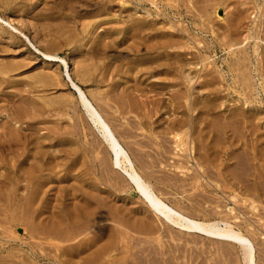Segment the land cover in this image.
<instances>
[{
	"label": "rangeland",
	"instance_id": "374dc122",
	"mask_svg": "<svg viewBox=\"0 0 264 264\" xmlns=\"http://www.w3.org/2000/svg\"><path fill=\"white\" fill-rule=\"evenodd\" d=\"M64 1H66V2H64ZM83 1L85 4L83 3ZM100 1H103V0H100ZM125 1H126V3H122L121 0H118V1L116 0V3H114L115 0H113L112 3H114V4H112V6H113L112 10H111V6L108 8V10L102 9L103 8L102 7V8H100V9H102V11L100 9H98L99 11L96 9V12H98V14L93 13L94 16H90L92 14L93 10L91 11V9H89L86 6V0H62V2H61V0H57V2H56V0H29L28 2H27V0H17L18 4L15 3V4H10L8 6H6V5L2 6V4H0V65H1L0 66V107H1L0 108V114H1L0 120L7 118V116L9 114H12L13 112H16L17 110L21 112V116L18 118H15L14 120H16V122L18 123L17 129L20 130L19 131L20 144L17 146L18 148H16V150L18 149L19 152L22 153V155H21L16 151H14V152H11L9 150H8L9 152L4 151V152L0 153V163L3 162L4 160L12 162L13 160H15L17 158H18V160L22 159L23 154H25V151L28 150L26 143H25V140H24V137L22 136L23 134H25V132H26V134L32 133V136L34 138V142H36L37 139H39V140L41 139V142H46V143H43L44 144L43 150H47V152H45V156H47V158H50L51 161H52V159L54 160L52 162L50 161L51 162L50 164H52V165H49L50 166L49 170L45 169L42 171V179L44 178V176H47L49 178L48 179L47 177H45V179H44L45 184L44 185H46V186H43V188L45 187L43 190H46V187H47V190H49L51 192V193H49L48 198L44 202V203H46V205L44 207L45 209L40 210V211L37 210L38 209L37 208L38 201L35 203H32V204L28 202V203H26V206H24L26 208L27 205H29L28 208H31V205H32V209H29V213H31L32 215H30V214L26 215L28 213H25V212L26 211L28 212V210L25 209L24 207L23 208L20 207L22 204L25 205V199L27 202L26 196L28 195L29 188H27V190H26L25 186H24L26 182L28 183V180L26 179L27 173H24L23 171H18L16 173L14 180L12 182L9 181L8 182L9 184L7 183L6 185H4L2 183L4 176L12 174V172L8 171V168H5V167L2 168V166L0 165V167H1L0 169L2 170V173L5 172L2 174L1 170H0V178L2 177L0 179V186H2V187H0V191H1L0 193H2V194H0V196H1L0 197V217H1L0 218V232L2 231L0 233V255H2L0 257V264L1 263L5 264V262H6V264H9V263L10 264H76L77 262L80 264V262H82V261H83L82 263H84L87 260L90 261L93 258L94 254H92V252L94 253V250H96L97 244L101 247V246H103L102 244L105 245L108 242L110 243V244L108 243L110 249H108L109 251L107 250L106 253H104V255H102V257H104V258L107 257L108 259L110 258L111 260L109 259V264L111 263L112 260H113V262H112L113 264H130L131 262H132L131 264H143L144 262H145L144 264H146V263L147 264H150V263L151 264H215V263L216 264H245V259L243 258L244 257L243 250L241 251V248L237 244H234V243L229 242V241H222L219 239L209 238L205 235L195 233V232H187L186 230L182 229L181 227H179L175 223H173L171 221L169 222L168 219H165L163 217H158L157 215H155V213L147 206V204L144 202V200L141 198V196L134 190L133 186L131 184H129V181L127 180V177L125 176L123 171L119 168H116L114 165H112L113 163H112L111 154H110L107 146L105 145V143L101 139V136L98 133L97 129L92 125V123L88 119L87 114L84 111V108L82 107V105L80 104V102L77 98V93L75 92V90L71 86V83H70V80H69V77L67 74H70V76L78 83V85L87 93V95L91 98V100H92V95H94L93 99L94 100L96 99L94 104L98 106L97 107L98 109L100 108L99 109L100 111L102 110L101 112L103 113V116H105L106 120L113 126V129H115L114 131H116L118 137L121 138L120 140L122 141L123 145L125 147H127L131 157L133 159L135 158L134 161L137 164V169L139 170V172L142 173V175L145 176L152 183V185L154 186L157 193L167 203L171 204V206H173L179 210H182V212H184L185 214L188 213L187 215H189V216L191 215V217H193L195 219L203 220L205 222H218V223H220L221 226H223L224 223H227L230 225V227H232L236 230H239L243 233L245 232L244 234H246L251 239V241L253 243L256 264H264V192H263L264 188H262V186H264V183H263L264 181H258V179L264 180V175H263L264 174V158H263L264 157V148H263L264 147V92H262V91H264V75L262 76V74H264L263 73L264 72V38H263L264 37V29H263L264 28L263 27L264 26V7H263L264 6V0H216V2H218V3H216L214 0H193V1H190L191 6L189 3H187V2H189V0H177V1L172 0V3H175L177 5V7L174 4L172 5L171 0H169L170 4H169L168 0L167 1L162 0V2L159 0H158V2H157V0H152L153 3L150 0H125ZM76 2L78 3L79 6L77 5ZM103 2H106V4H108L107 0H104ZM118 2L120 3V5L117 4ZM184 2L187 3L186 4L187 7L189 4L188 8L184 5L185 4ZM65 3H66V5H65ZM262 3H263V5H261ZM20 4H21V6H20ZM40 5H41V7H40ZM84 5L86 6V8ZM238 5H240V8ZM15 6H17L18 9ZM22 6H24L25 10H24V8H22ZM28 6H29V8H28ZM65 6H66V8H65ZM114 6H116V7L119 6V7L116 8ZM20 7L22 8L23 12L21 11ZM63 7H64V9H63ZM71 7H72V9L78 10V13L76 14L77 11L75 10V12H74V10H72ZM190 7H191V9H190L191 13L189 12L190 10H187ZM260 7H263V10L261 9V11H260L259 10ZM15 8H16V10H15ZM44 8H45V10H44ZM46 8H47V10H46ZM48 8H50V9H48ZM67 8H70V9L68 10ZM160 8L164 14H162V13L157 14V12H159ZM215 8H218V11L220 9L222 14L219 16L217 14H215ZM234 8H236V9H234ZM241 8H243L244 10L243 9L241 10ZM35 9H39V11L36 10V12H34ZM52 9H54V10H52ZM81 10H83V11H81ZM245 10L246 11L248 10V11L246 12ZM109 11L112 13H110ZM116 11L118 14L116 13ZM231 11H232V13H231ZM235 11H238V12L241 11L240 14H242V15H239V18H237L238 12H235ZM243 11H245V12H243ZM114 12H115V14H114ZM234 12H235V14H234ZM82 13H83V15H82ZM27 14H29L30 16ZM233 14L237 15V16H234ZM108 15H110V16H108ZM229 15H232V17ZM257 16H259V17L257 18ZM130 18H131V20H130ZM137 18H139L140 21H142L143 19L146 21L151 20L153 24H156L158 26L161 24V27L163 26L162 30H164V28L166 26H169L170 24H175V25L180 24L179 25L180 27L186 28V30L188 29V34L190 35V37L192 39L191 45H190V47H188L189 49L186 48L187 51L185 50L186 54L187 53L189 54V51L192 52V49H193V51H194V49H198V50L200 49V52L202 54H204V56H208V58L205 60L206 62L204 63L205 65L207 63L208 66L206 65L207 67L206 66L203 67L204 69L206 68L207 72H205V73H207V74L202 73V71H205L202 69V71H200L199 73H201L202 77L203 76L204 77L201 79H200L201 74L198 73V76H197L198 78L195 75L198 68L200 67V64L199 65L194 64V61H193L192 62L193 64L189 65L190 70L192 69L191 70L192 73L190 74V76L193 77L192 91H191V93L193 94V97H191V98H193L192 101L195 103V108H194L193 114L198 116L197 121L199 122L198 124L194 123L195 126L192 130H190L189 135H192L193 144L196 145L197 151H199L198 152L199 155L197 154V157H198V163H201V167L200 166L197 167L196 164H194L193 162H191L193 166H190V164L185 162L186 164H188V165H186L182 162L181 164H179L180 167L178 169L176 168L177 170H175V168H172L174 165L177 164V161L180 159L179 158L180 156L178 157V154H176L178 152L177 150L175 151L176 153L171 152L172 150H174V148L176 146V143H175L176 139H175V137H173L174 135H172V133L174 134L176 132H182L183 129L188 128L187 125L180 130H176L172 133H166L167 135L165 134V136L167 139L162 140L164 142H162L163 144L160 143V147H159L158 144L156 143V140H159V137H161V135H162L159 131L160 128L156 127V125H151L150 123H148V120H146L145 118L141 119V114L139 113L140 109L136 106V107H134V109H136L134 111V109H132L133 107L131 108L130 104H128V102H127V96L130 95L131 90L134 91V88H133V87H135L134 85L139 84L142 80H145L144 83H147V82H150L151 80H153V78H155V77H151V76L147 77L148 76L147 74L139 72L137 70V68L134 67L133 65L131 67L132 61L128 57V55L126 54V52L128 50L126 48V45L129 43L128 40L125 41L126 44L125 43L118 44V42H116V41L120 40L119 36H121V34L119 33V30L123 27L125 28L128 25L127 24L129 22L128 20H130V22H131L133 19L138 20ZM228 18H230V20ZM235 18H237L238 20L236 19V21H235ZM118 19H119V21H118ZM81 20H83V21H81ZM103 20H105V21H103ZM106 20L109 22H106ZM66 21H67V23H66ZM85 21H88V23L86 22L87 23L86 24ZM228 21L230 23H228ZM51 22H53V23H51ZM55 22H56V24H55ZM255 22L258 25V27H257L258 30L256 28L257 25H255ZM262 22H263V24H262ZM83 23H85V24H83ZM93 23H94V25H93ZM119 23H120V25H119ZM226 23H228V24H226ZM235 23H236V25H235ZM80 24L84 25L83 30L81 27L82 25L80 26L81 28L79 27ZM259 25H261V26L259 27ZM254 28H256V29H254ZM165 29H167V27ZM250 29H253V31H254L252 34L253 36L258 35L260 38L259 39L258 38L248 39L247 40L248 43H247L246 35L248 34L247 32L250 31ZM260 30H263V31H260ZM82 31H83V33H82ZM259 31L262 33H259ZM87 33L88 34L90 33V34L86 35ZM238 33H239V35H237ZM183 36H185V34ZM241 36L243 38L244 37L245 38L243 39V38H241ZM95 37H96V39H95ZM183 38H184L183 40L188 39L186 37H183ZM214 38H215V40H214ZM196 40L199 41V43H197ZM221 40H224V41H221ZM195 41H196L197 45L195 44ZM244 41H246V42H244ZM256 41L258 44L255 43ZM119 42L122 43L121 40ZM231 42L232 43L234 42L235 44L231 47H228V45ZM103 43H104V45H103ZM222 43H224L225 46H223L224 44H222ZM243 43H244V47H242ZM32 44L35 47H33ZM238 45H240L239 47H241L244 50H240L239 47L237 48ZM254 45L256 48L254 47ZM234 46L238 50H236V49L233 50V48H235ZM252 47H254L253 48L254 51H253ZM88 49H90V50H88ZM184 49L181 48L180 50H184ZM228 49L229 50L231 49L230 50L231 52ZM171 50H173V49H171ZM242 51L243 52L245 51V52L243 53ZM46 53L56 55L57 57L55 59L51 60L44 55ZM97 53H100V54H97ZM241 53H243L244 55H247L249 58L247 59V62L245 60V64H244V62H243V64L241 63L240 65H242V66L240 67V65L238 66L236 64L235 59H237V56H241V55L243 56V54H241ZM188 54H187V56H188ZM232 54H233V56H232ZM78 55H80V56H78ZM119 55H120V58H119ZM123 56H125V57H123ZM91 57H93V58H91ZM121 57L123 58V60H120V59H122ZM62 58L67 62V68L65 67V65L63 63ZM78 58H80V59H78ZM124 58H126V59H124ZM104 59L105 60L108 59V60L105 61ZM207 60H210L211 62L207 61ZM99 61H101V63ZM234 61H235V63H234ZM210 63H212L213 65L212 66L209 65ZM256 63H257V65H256ZM3 66H4V68H3ZM8 66H9V68H8ZM73 66H75V67H73ZM89 66H91V67H89ZM247 66H249V68H247ZM256 66H258V67H256ZM72 67L73 68L77 67L80 71L81 70L87 71V75H85L83 78L80 77L79 79L78 78L76 79V76L74 74V70ZM104 67H105V69H103ZM212 67L215 70V73H212V70H210V69H212ZM216 67H219L221 69V72L224 75V77H222L221 75H219L217 73V71L215 69ZM208 68H210V69H208ZM238 68L239 69L243 68V69L241 71V69L239 70ZM244 68H246L249 72L247 70H245ZM101 69L104 70L105 72L101 73L102 72ZM258 69H259V71H258ZM260 69H261L262 74L260 72ZM48 71H51V72H48ZM238 71L240 73H238ZM244 71L245 72L247 71L246 72L247 75H245ZM175 72L176 73L174 75H172L174 77L173 81L175 83V86L172 87L173 89H171L174 92H172L169 89H164L165 91L161 90V93L157 94L155 98H161L162 97V99L164 101L169 103L173 99L172 96H175L176 94L177 95L183 94L182 99H181V101H183V99L185 98L184 94L186 95V92L188 94L190 88H187L188 84L185 81V75L179 73L178 71H175ZM210 72L212 73V75L215 74V75H213L214 77H216L218 75V78L220 77L221 79L219 78L220 79L219 80L217 77L215 79L212 75L210 76L211 77L210 78L209 77V75L211 74ZM241 72L242 73L244 72V75H240ZM38 73H40V74H38ZM41 73H43V74H41ZM93 73H94V75H93ZM131 73L133 75L132 76L133 78L131 77ZM208 73H210V74H208ZM102 74H104V75H102ZM48 75H50V76H48ZM34 76H37V77L33 78ZM102 76H104V77L102 78ZM241 76L242 77L245 76L246 78H244V80H246L247 82L246 81L244 82V80L241 79L242 78ZM247 76L248 77L250 76V80H249V78H247ZM42 77L44 78V80ZM194 77H195V79H194ZM212 77L214 79H212ZM32 78L35 80H33ZM38 78H39V81H37ZM101 79H102V81H101ZM198 79L200 82L198 81ZM40 80H41V82H40ZM49 80H52V81H49ZM53 80L54 81L57 80V82H54ZM103 80H104V82H103ZM134 80H135V83H133ZM100 81H101V83H100ZM201 81H204V82L201 83ZM84 82H85V84H84ZM184 83H186V85ZM243 83H244V85H242ZM50 85H52V86H50ZM206 85H207V87H206ZM256 85H257V87H256ZM41 86H43V87H41ZM214 86H217L218 89H217V87L213 88ZM251 86H253V87H251ZM178 87H179V91H178ZM204 88H205V90H204ZM99 89H100V91H99ZM102 89L105 91V92L103 91L104 94L102 92ZM120 89L123 90V93H122V90H120ZM174 89H177V90H174ZM181 89H183V90H181ZM40 90H45V91H40ZM245 90H246V92H245ZM133 91H131V92L133 93ZM182 91H183V93H182ZM41 92H43V94ZM45 92H47V93H45ZM125 92H126V94H125ZM134 93L135 94L137 93L138 95L141 94V93L139 94V92H136V91H134ZM134 93H133L132 98H133V100L136 98L135 101H137L138 95L137 94L134 95ZM151 93L154 94V92H151ZM151 93H148V94H151ZM166 93H168V94H166ZM63 94H64V96H63ZM161 94H162V96H161ZM95 95H97V96H95ZM99 95L102 96V99H101V97H99ZM158 95H160L161 97L160 96L157 97ZM65 96H67V98ZM130 96H132V95H130ZM134 96H136V97H134ZM165 96H166V99H165ZM194 96H196V97H194ZM216 96H217V98H216V100H214ZM167 97H168V99H167ZM37 98H39V99H37ZM43 98L44 99L46 98V99L44 100ZM47 98H49V99L47 100ZM58 98H62V100L60 99V101H59ZM97 98L98 99L100 98L99 101L97 100ZM169 98H170V100H169ZM194 98H196L197 100L196 99L194 100ZM199 98H201V99L198 100ZM40 99H43L41 103H40V101H41ZM63 99H66L67 101L63 100ZM70 99H72V100H70ZM124 99H126L127 103H125ZM141 99H144V98H141ZM217 99H219V100H217ZM36 100H40V101L37 102ZM100 100H102V101H100ZM120 100H123V102ZM201 100H203L204 102ZM208 100H209V102H208ZM235 101H237V102L235 103ZM44 102L46 104H48V107H49L46 110L44 109V107L47 108V105ZM8 103H9L11 109L8 108L9 107ZM33 103H35V106H36L35 110L34 109L31 110V108L34 107ZM63 103H64V105H63ZM182 103H184V101ZM243 103L245 104V106ZM31 104H33V106ZM56 104H57V106H56ZM66 104L68 107H66ZM6 105H7V107H6ZM28 105H29V107L30 106L31 107L30 108L27 107ZM203 107H205L206 110L208 108H210V109H208L206 111V110H204L205 108H203ZM231 107H232V109H231ZM233 107H234V109H233ZM170 108L172 109V112L174 111L173 112L174 114H176V115L180 114L179 111H181V109L179 107H177V108L170 107ZM137 109H139V110H137ZM171 109H169L167 112L162 111L161 115L159 114L161 116L162 120L165 119V117L171 118V116L174 115L173 113H172V115L170 114ZM209 110H211V111H209ZM232 110L233 111L236 110V111L233 112ZM250 110H251V112H250ZM10 111H12V112H10ZM230 111L233 112V114L235 116L233 118L234 121H231L232 119L227 118L228 122L231 121L230 126L228 123L227 127L224 128V126L222 125L225 122L224 120H226L224 118L227 116H230V114H232V113H230ZM30 112H32V113H30ZM204 112H206V113H204ZM242 112L245 114H243ZM5 113H7L6 116H5ZM23 113H24V115H23ZM188 113L192 114L191 112H188ZM225 113H227V115ZM168 114L170 116H168ZM222 114H223V116H222ZM138 115L140 116V119H139ZM207 115L209 116V118L207 117ZM246 115L248 117L247 119H245ZM163 116H164V118H163ZM219 116L221 119L219 118ZM199 117L201 119H199ZM202 117H204V118H202ZM215 117H218V118H215ZM222 118H223V121H222ZM237 119L240 121H237ZM210 120L213 122L211 123ZM235 120H236V122H235ZM242 120H244V122ZM205 121L210 122L212 125H214L213 123H215V125H217V126L220 125V123H221V126H219V127L214 126L215 130L213 129L214 131H212L210 133H208L209 129H207V131L205 132V136H204L205 138L204 137L202 138V135H200L199 130L205 125ZM251 121L255 122L256 126ZM233 122L236 123L237 125L235 124V126H234ZM135 123L137 125L139 124V126H137ZM241 123H243V124H241ZM251 123H252V125H251ZM231 124L234 128L231 127ZM209 126H210V124H209ZM27 127L28 128L30 127L29 128L30 130L27 129ZM139 127H140V129H139ZM229 127H231L230 130H229ZM31 128H32V130H31ZM237 128L238 129L240 128V129L238 130ZM251 128L253 129V132H252ZM257 128H258V130H257ZM153 129H155L154 132H153ZM241 129H243V130H241ZM2 130L3 129L0 127V132ZM21 130L23 131V133H21L22 132ZM33 130H34V132H33ZM233 130H235V131H233ZM220 131H222V132H220ZM224 131H225V133H223ZM234 132H236L237 135ZM35 133L38 135H36ZM33 134H35L38 138L34 137L35 135H33ZM159 134H161V135L158 136ZM217 134L220 135L221 137L220 136L218 137ZM168 135L172 136L173 139L170 136L168 137ZM248 135H249V137H248ZM198 137H199V139H198ZM235 137L238 138V140H236V142L234 141ZM58 138H60V141ZM169 138L172 140L169 141ZM43 139H46V140L42 141ZM61 139L63 142L61 141ZM63 139H66V140H63ZM187 139H188V137H187ZM217 139H218L219 143L214 142V140L217 141ZM197 140H199V141H197ZM223 140H224V142H223ZM257 140H258V142H257ZM56 141H57V143H56ZM238 141H239V143H238ZM242 141H244V142H242ZM248 141H250L251 143L250 142L247 143ZM60 142H61V144H58ZM64 142H65V144H64ZM24 143H25V145L22 146V144H24ZM165 144H167L168 147H166L167 145H165ZM204 144H209V150H208V153L210 156L209 161L206 159V155L204 153V150H202L200 148ZM171 145H172V147H171ZM151 146H153V147H151ZM22 147H24V149ZM28 147H29V154L31 155L32 153H30V152H32L34 149H30V147H32V145L31 146L29 145ZM169 147H170V149H169ZM226 147H228V148H226ZM242 147H244V148H242ZM258 147L259 148L261 147L260 148L261 153H259ZM183 148H185V147L183 146ZM261 149L263 151H261ZM211 150L213 152H211ZM167 151L168 152L170 151L171 153H168ZM239 151H240V153H239ZM5 152H7V153H5ZM42 152H44V151H42ZM180 152L181 151H179L178 153H180ZM234 152L236 155L234 154ZM243 152L245 154H243ZM66 153H67V155H66ZM182 153L185 154V152H182ZM213 153H215V154H213ZM4 154L7 157V159L4 156ZM216 154H218L219 157ZM3 156L5 157V159ZM201 156H202V159H201ZM236 156H237V158H236ZM242 156L244 159L242 158ZM238 158L240 161L237 160ZM249 159H251V160H249ZM151 160H153V161H151ZM228 160H230V161H228ZM244 160L246 162H244ZM253 160H254V162H253ZM174 161L176 163H173ZM233 162H239V164L234 166V165H232ZM243 163H245V165ZM241 164H243V165H241ZM25 165H27V164H25ZM146 165H148V166H146ZM168 165L169 166L171 165V166L169 167ZM183 165H185V166H183ZM239 165L246 172L241 171L242 169L238 168V167H240ZM229 166H230V168H228ZM231 166H232V168H231ZM243 166H244V168H243ZM247 166H248V168H247ZM251 166H253V167L251 168ZM195 167L197 168V170ZM199 167L202 168V170H203L202 172H200L201 169H198ZM217 167H219V168H217ZM236 167H237V169H236ZM246 168H247V170H245ZM3 169H4V171H3ZM179 169L181 170L180 172H179ZM186 169L188 170V173H189V171H191L190 173H193V174L188 175V173H186V175H185ZM231 169H232V171H231ZM33 170L35 171L36 174H38L39 167H37ZM235 170H236V172H234ZM237 170H238V172H237ZM6 172H7V174H6ZM209 172L211 174H207ZM217 172H218V174H216ZM229 172H231L232 176L230 175ZM247 172H250V173H247ZM196 173H198L199 175ZM238 173H240V174L238 175ZM180 175H182L183 176L182 178H185V179L184 180H178L177 178H180ZM200 175H204V177L206 176V178L208 179V182H206L205 180H201L199 178ZM242 175L244 177L243 180H242V178H243ZM164 176H165V179H164ZM174 176H175V178H173ZM17 177H18V179H17ZM209 177H211V178H209ZM232 177H234L235 179ZM158 178H160V179H158ZM169 178H171V180ZM218 178H220V180ZM24 179L26 182L24 181ZM238 179L242 180V182L244 184ZM244 180H246V181H244ZM23 181L25 183H23ZM170 181H171V183H170ZM179 181L182 185L179 184ZM193 181L195 183H193ZM247 181H249L250 184H249V182L247 184ZM18 182H21V183H19L21 185L17 184ZM182 182H184V183H182ZM187 182H190V183H187ZM196 182H199L200 184L197 183L198 184L197 185ZM27 183H26V185H27ZM176 183H178V184H176ZM215 183L218 184V186H216ZM251 183H252V185H251ZM47 184H48V186H47ZM208 184H210V185H208ZM229 185H230V187H229ZM3 186H5L4 187L5 191L3 190ZM17 187H19V188H17ZM251 187H252V189H251ZM11 188L13 191L11 190ZM243 188H245L247 190H245ZM56 189H57V191H56ZM232 189H234V191ZM2 190H3V192H2ZM82 190H84V191H82ZM9 191L11 193L12 192L14 193V194L12 193L13 196L11 193L9 194L10 196L8 195ZM70 192H73V193H70ZM6 193H7L8 199L5 196ZM92 193L94 195H92ZM3 194H5V195H3ZM2 195L4 196V198ZM229 195H230V197H229ZM16 196L17 197L21 196L22 198L20 197L19 199H17ZM231 196H234L235 199L237 198L236 201H234L235 199H233V201H232L231 198H233V197H231ZM51 197H52V200H51ZM5 198L7 200H5ZM95 199H97L98 201ZM8 200L11 202H9ZM77 200H79V201H77ZM240 200H242V201H240ZM80 202H82V203H80ZM99 202H101V203H99ZM113 202L115 204V207L112 208V206H114ZM71 203H72L73 207L71 206ZM88 204L90 206H88ZM109 204H110V206H109ZM249 204L253 207L250 208ZM104 205H105V207H104ZM16 207H17V209H16ZM64 207H65V209H64ZM35 208H37V209L35 210ZM71 208H74V209H71ZM98 208H99V210H98ZM230 208L232 210H230ZM252 208L254 210H252ZM88 209H90L91 213L93 210V214H91L93 216H91L90 214H89L90 216L88 214L83 216L82 213L85 212L84 210H88ZM96 210L97 211L101 210L100 211L101 213L97 212ZM228 210L230 211V213H229L230 215H227ZM255 210H257V211H255ZM30 211H32V212H30ZM41 212H43V213H41ZM45 212H46V214H45ZM48 212H50V213L48 214ZM96 212L99 216H97ZM114 212L117 215H115ZM20 213H21V215H20ZM38 214H40V215H38ZM41 214H42V216H41ZM75 214H77V217L79 216L80 218L79 217L77 218L75 216ZM94 214H95V216H94ZM37 215L41 216V218H39ZM52 215L55 216L56 218L55 217L53 218ZM70 215H72V216H70ZM231 215L233 217H231ZM3 216H6V217L4 218ZM28 216H29V218H28ZM49 216H50V219H49ZM96 216H97V218L102 217L103 220L99 219V223H98L97 222L98 219L97 218L95 219ZM106 216H107V218H106ZM227 216H228V218H227ZM10 217H11V222H10ZM47 217H48V219H47ZM70 217H75V219L70 218ZM88 217H89V219H88ZM92 217H94L95 220L94 219L92 220L91 219ZM121 217H123V218H121ZM104 218H105V220H104ZM140 218H141V221H140ZM225 218H227V219H225ZM38 219L41 222L38 221ZM54 219H58L57 221H59V219H61L59 221L60 223L55 224L56 220H54ZM71 219H73V223H72V221H70ZM83 219L86 221V223ZM114 219H116L118 222L114 221ZM4 220H5V222H4ZM35 220L38 221L37 222L38 224L34 223ZM50 220H52V221L50 223V226H48L49 225L48 222H50ZM77 220H79V221H77ZM12 221H13V223H12ZM24 221H27V222L24 223ZM31 221H32V223H29ZM81 221H83L84 224L87 226H84V224ZM134 221H135V223H134ZM61 222L65 223V224H62ZM69 222L71 223V227H70ZM106 222H108V223H106ZM119 222H121V223H119ZM43 223H45L44 224L45 226L43 225ZM75 223H77V225H76V227L78 229V230L76 229L77 231H79V229L82 230L83 226H84V228L85 227L87 228V229L85 228V230H84L85 233L89 232L88 230L91 231V232H89V234H84V231H83V234L80 235L81 237L79 236L80 239H78L79 237L76 239V243H78L79 240L84 241V239H87L88 236H90L92 234V232L96 233L101 229L103 230L102 234L104 232L102 238H100L98 243L96 244V247L93 246L91 249H88L87 251H83V254L80 253V251L73 252L72 250H69L70 248L68 249L69 243H70V245L76 244L75 239L70 240V241H60V240L53 239L54 241H57V243L51 239L52 241L51 240L50 241L54 242L55 245L59 244V245L54 246L53 243L49 244L48 242H46L49 239H47L46 241H41V240H45V239H43V238L39 239L36 236L33 237L35 225L37 227L40 224L41 229L42 228L44 229V227L45 228L48 227L47 229H49L50 227L55 229L57 225L61 224V226L63 225L64 227L60 226L61 228H59V226H57V228H58V229L56 228L57 230L61 229L62 231L63 230L70 231L73 228V230L76 231L74 228L75 226H73V225H75ZM27 224H29V225L33 224L32 225L33 230L31 229L32 233L30 232L31 231L30 227H28ZM78 224H80V225H78ZM88 224H90V225H88ZM95 224H97V225H95ZM140 224H141V226H140ZM105 225H108V226L110 225V226L108 227ZM68 226L71 229H69ZM80 226H82V227H80ZM93 226L95 227V229H98V231H92L91 229L93 228ZM96 226H98V227H96ZM119 226H120V228H119ZM136 227H138L137 228L138 230L136 229ZM146 227H149L148 228L149 232L147 231ZM108 228H110V229H108ZM121 228H123V229L120 230ZM95 229H93V230H95ZM104 229H107V231L106 230L104 231ZM35 230H36V228H35ZM73 230H71V231H73ZM108 231H109V233H108ZM3 232H4V234H2ZM28 232H30V233L28 234ZM112 232L114 233V236H113ZM129 233L130 234L133 233V234L130 235ZM258 233H259V235H258ZM8 234L11 236H8ZM13 234H15L16 238H15V236H13ZM134 234H135V237H134ZM3 235H7V237H9V238H6V236L4 237ZM29 235L30 236L33 235V236H31V238H30ZM126 235L128 237H126ZM12 236L14 238H12ZM22 236H23V238H22ZM123 236H125V237H123ZM136 236H137V238L139 236H141V237L137 239ZM130 237H131V239H130ZM156 237L159 239L157 240ZM81 238H83V239H81ZM119 238L120 239L122 238L123 246H121V240L119 241L120 243L115 242V240L118 241ZM126 238H127V240H126ZM141 238H147V240H145V239L141 240ZM111 239L112 240L114 239L113 242H111ZM124 239H125V242H123ZM38 240L40 242L39 244H41V245H36V243L38 244V242H36ZM104 240H106V243L103 242ZM22 241H24V242H22ZM25 241H28V242H25ZM100 241H102V243H100ZM147 241H148V243H147ZM61 242L62 243L64 242L65 244H67V245H63V246H64V248H65V246L66 247L68 246L67 247L68 252H65L66 250H64V251L60 250L61 248H63V246L61 247V245H60ZM134 243H135V245H134ZM46 244L49 247H47ZM52 244L54 247L52 246ZM115 244H118L119 247L117 248V245H115ZM140 244H143V245L146 244V245L143 247V245L140 246ZM42 245L46 246V247H43ZM50 245L52 246L51 248H50ZM110 245L111 246L114 245L113 247H115V248H113V247L111 248ZM149 245H150V247H149ZM152 245H154V246H152ZM38 246H41V248H39ZM59 246H60V248H59ZM158 247H162L163 249L162 248L159 249ZM49 248H50V250L53 248V250L55 249V251H53V250L50 251V250H48ZM57 248H59V249H57ZM119 248H120L121 252L118 253L116 251H118ZM123 248H125L126 251H124L125 249H123ZM41 249H43L42 250L43 253L46 250L48 252L45 254H43V253L41 254ZM11 250H13V251H11ZM114 250H115V252H114ZM131 250H133V253H134V251L136 252V253H134L135 256L133 255ZM158 250H161V251H158ZM88 251H90L91 253H87ZM12 252H14V253H12ZM72 252L74 253V255L70 256L69 254ZM126 252H127V254H126ZM156 252H159V253L161 252V253L156 254ZM173 252H175V254ZM48 253H50L52 255L54 254V255L48 256ZM147 253L148 254L151 253V254L147 256ZM4 254H5V257L3 256ZM22 254H24L25 258H23ZM64 254H65V256L63 257ZM107 254H109L110 257H108ZM114 254H115V256H114ZM154 254H156V255H154ZM16 255H17V257H16ZM88 255L90 256V259H89ZM55 256H56V258H55ZM76 256H79V258ZM83 256H85V258ZM86 256H87V258H86ZM141 256H143V257H141ZM18 257H20V258L22 257L21 260L20 259L16 260V258H18ZM102 257L99 259V261L102 259ZM115 257H116V259H115ZM26 258H27V260H26ZM107 258H106V260L104 259L105 262H107V260H108ZM144 258L146 260H144ZM151 258L152 259L154 258V259L152 260ZM80 259H81V261H80ZM127 259H129L128 262H127ZM119 260L122 263L119 262ZM63 261H64V263H63ZM124 261H125V263H123ZM103 262L102 263L98 262V264H104L105 262L104 263ZM105 264H107V263H105Z\"/></svg>",
	"mask_w": 264,
	"mask_h": 264
},
{
	"label": "bare ground",
	"instance_id": "6f19581e",
	"mask_svg": "<svg viewBox=\"0 0 264 264\" xmlns=\"http://www.w3.org/2000/svg\"><path fill=\"white\" fill-rule=\"evenodd\" d=\"M29 0H27V2H28ZM104 1V0H103ZM103 1H100V0H86V6L89 8V9H91V11L93 10V12H92V14L90 15V16H94L93 15V13L95 14H98V12H96V9L98 10V9H100V8H102V9H105V10H108V8L111 6V10H112V4H114V3H116V0H115V2L114 3H112L113 2V0H107V3L109 4H106V2H103ZM118 1V0H117ZM122 1V3H126V1L125 0H121ZM150 1H152V0H150ZM159 1H161L162 2V0H159ZM167 1V0H166ZM175 1V0H174ZM177 1V0H176ZM190 1H193V0H189V2H187V3H189L190 4ZM215 2H216V0H214ZM51 2V1H50ZM56 2H57V0H56ZM55 2V3H56ZM61 2H62V0H61ZM64 2H66V1H64ZM79 2V1H78ZM120 2V1H119ZM117 3V4H119L120 5V3ZM157 2H158V0H157ZM168 2H169V0H168ZM15 3H17V0H0V4H2V6L3 5H6V6H8V5H10V4H15ZM60 3V2H59ZM77 3V2H76ZM83 3H84V1H83ZM152 3H153V1H152ZM171 3H172V0H171ZM183 3V2H182ZM185 4V6H186V2H184ZM192 3V2H191ZM216 3H218V2H216ZM18 4V3H17ZM27 4V3H26ZM50 4V3H49ZM57 4V3H56ZM64 4V3H63ZM68 4V3H67ZM71 4V3H70ZM73 4V3H72ZM75 4V3H74ZM85 4V3H84ZM116 4V5H117ZM128 4V3H127ZM161 4V3H160ZM169 4H170V2H169ZM175 5L176 7H177V5L175 4V3H172V5ZM189 4H188V7H189ZM25 5V4H24ZM29 5V4H28ZM43 5V4H42ZM54 5V4H53ZM52 5V6H53ZM58 5V4H57ZM65 5H66V3H65ZM77 5H78V3H77ZM76 5V6H77ZM124 5V4H123ZM126 5V4H125ZM152 5V4H151ZM195 5V4H194ZM217 5V4H216ZM215 5V6H216ZM261 5H263V3L261 4ZM19 6V5H18ZM20 6H21V4H20ZM26 6V5H25ZM39 6V5H38ZM44 6V5H43ZM47 6V5H46ZM79 6V5H78ZM85 6V5H84ZM86 6H85V8H86ZM190 6H191V4H190ZM218 6V5H217ZM239 6V8H240V5H238ZM237 6V7H238ZM17 9H18V7L17 6H15ZM40 7H41V5H40ZM49 7V6H48ZM70 7V6H69ZM73 7V6H72ZM72 7H71V9H72ZM114 7H116V6H114ZM117 7H119V6H117ZM116 7V8H117ZM187 7V6H186ZM185 7V8H186ZM187 7V8H188ZM219 7V6H218ZM221 7V6H220ZM264 7V6H263ZM263 7H260V11H261V9L263 10ZM16 8H15V10H16ZM21 8V7H20ZM19 8V9H20ZM22 8H24V6H22ZM22 8H21V11H22ZM28 8H29V6H28ZM51 8V7H50ZM50 8H48V9H50ZM53 8V7H52ZM65 8H66V6H65ZM122 8V7H121ZM14 9V8H13ZM40 9V8H39ZM39 9H35V11L34 12H36V10H38L39 11ZM63 9H64V7H63ZM68 10L70 9V8H67ZM66 9V10H67ZM79 9V8H78ZM102 9H100L101 11H102ZM123 9V8H122ZM191 9V7L189 8V9H187V10H190ZM234 9H236V8H234ZM238 9V8H237ZM243 8H241V10H242ZM24 10H25V8H24ZM44 10H45V8H44ZM46 10H47V8H46ZM52 10H54V9H52ZM72 10H74V12H75V10L76 9H72ZM116 10V9H115ZM114 10V11H115ZM119 10V9H118ZM186 10V11H187ZM244 10V9H243ZM20 11V12H21ZM58 11V10H57ZM56 11V12H57ZM65 11V10H64ZM77 12H76V14L78 13V10H76ZM81 11H83V10H81ZM99 11V10H98ZM120 11V10H119ZM124 11V10H123ZM199 11V10H198ZM202 11V10H201ZM246 11V10H245ZM245 11H243V12H245ZM248 11V10H247ZM246 11V12H247ZM23 12V11H22ZM29 12V11H28ZM42 12V11H41ZM55 12V11H54ZM53 12V13H54ZM68 12V11H67ZM85 12V11H84ZM110 12V11H109ZM166 12V11H165ZM190 13H191V10L189 11ZM235 12H238V11H235ZM235 12H234V14H235ZM240 12L241 11H239L238 12V16L237 15H234V16H237V18H239V15H242V14H240ZM52 13V14H53ZM106 13V12H105ZM110 13H112V12H110ZM116 13H117V11H116ZM125 13V12H124ZM160 13H162V14H164L163 13V11L161 10V8L159 9V12H157V14H160ZM200 13V12H199ZM231 13H232V11H231ZM20 14V13H19ZM60 14V13H59ZM58 14V15H59ZM114 14H115V12H114ZM118 14V13H117ZM197 14V13H196ZM215 14H217L218 16L219 15H221L222 13H221V11H220V9H219V11H218V8H215ZM21 15V14H20ZM27 15H29V14H27ZM41 15V14H40ZM62 15V14H61ZM80 15V14H79ZM82 15H83V13H82ZM87 15V14H86ZM100 15V14H99ZM128 15V14H127ZM174 15V14H173ZM247 15V14H246ZM261 15V14H260ZM259 15V16H260ZM23 16V15H22ZM30 16V15H29ZM37 16V15H36ZM85 16V15H84ZM107 16V15H106ZM105 16V17H106ZM108 16H110V15H108ZM112 16V15H111ZM116 16V15H115ZM192 16V15H191ZM229 16H231L232 17V15H229ZM259 16H257V18L259 17ZM32 17V16H31ZM100 17V16H99ZM102 17V16H101ZM122 17V16H121ZM120 17V18H121ZM132 17V16H131ZM226 17V16H225ZM241 17V16H240ZM247 17V16H246ZM26 18V17H25ZM140 18V17H139ZM139 18H137L138 20H135V19H133L131 22H130V20H131V18H130V20H128L129 22L127 23L128 25L124 28H121L120 30H119V33L121 34V36H119V38H120V40L122 41V43H120L119 41H116V42H118V44H123V43H125V41H129V43L126 45V48L128 49L127 50V52H126V54L128 55V57L131 59V61H132V64H131V67H132V65L134 66V67H136L137 68V70L139 71V72H142V73H144V74H147L148 76L147 77H149V76H151V77H155V78H153V80H151L150 82H147V83H144V81L145 80H142L139 84H136V85H134L135 87H133L134 88V91H136V92H139V94L141 95H138L137 93V101H135V99L133 100V93H134V91L133 90H131V91H133V93L130 91V95H132V96H130V95H128L129 93V89L126 91L128 94V96H127V102H128V104H130V107L132 108V109H134V107H138L139 109H137V110H139V113L141 114V119L142 118H145L146 120H148V123H150L151 125H156V127H159L160 128V133L162 134H159L158 136H160L161 135V137H159V140H156V143L158 144V146L160 147V143H162V142H164V141H162V140H165V139H167L166 138V136H165V134L166 133H172V132H174V131H176V130H180V129H182L183 127H185L186 125L188 126V128H185V129H183L182 130V132H176V133H172V135H174L173 137H175V143H176V146H175V148H174V150H170L171 152H175L176 150L179 152V151H181L180 153H176V154H178V157L180 158L178 161H177V164L176 165H174L172 168H175V170H177L180 166H179V164H181L182 162L184 163V164H186V163H188V164H190V166H193L192 165V163L191 162H193L194 164H196V166L198 167V166H200L201 167V163H198V157H197V154H198V152L199 151H197V148H196V145H194L193 144V137H192V135H189V133H190V130H192L193 128H194V126H195V124L194 123H199L198 121H197V115H195V114H193L194 113V108H195V103L192 101L193 100V98H191V97H193V94L191 93V91H192V82H193V77H191L190 76V74L192 73L191 72V70H190V67H189V65L190 64H193L192 62L194 61V64H200V67L198 68V70H197V72L195 73V75H196V77L198 76V73L200 72V71H202V69L203 70H205V71H202V73H204V74H207V73H205V72H207V70H206V68L204 69L203 67H205L206 65H207V63H206V65L204 64L206 61V59L208 58V56H204V54H202L201 52H200V49L198 50V49H194V51H193V49H192V52L191 51H189V54H188V56H187V54H186V52H185V50H186V48H188V47H190V45H191V37H190V35L188 34V29L186 30V28H183V27H180L178 24H168L169 26H166L167 27V29H165L164 28V30H162L163 29V26L161 27V24L158 26V25H156V24H153L152 23V21L151 20H148V21H146V20H142V21H140L139 20ZM237 18H235V21H236V19ZM31 19V18H30ZM92 19V18H91ZM97 19V18H96ZM109 19V18H108ZM122 19V18H121ZM120 19V20H121ZM129 19V18H128ZM141 19V18H140ZM148 19V18H147ZM229 20H230V18H228ZM227 19V20H228ZM248 19V18H247ZM117 20V19H116ZM226 20V21H227ZM238 20V19H237ZM32 21V20H31ZM52 21V20H51ZM81 21H83V20H81ZM101 21V20H100ZM103 21H105V20H103ZM118 21H119V19H118ZM123 21V20H122ZM160 21V20H159ZM168 21V20H167ZM258 21V20H257ZM256 21V22H257ZM71 22V21H70ZM76 22V21H75ZM88 23V21H85V23ZM90 22V21H89ZM106 22H109V21H107L106 20ZM114 22V21H113ZM164 22V21H163ZM176 22V21H175ZM232 22V21H231ZM234 22V21H233ZM256 22H255V25H257L256 24ZM261 22V21H260ZM50 23V22H49ZM51 23H53V22H51ZM66 23H67V21H66ZM73 23V22H72ZM85 23H83V24H85ZM86 23V24H87ZM112 23V22H111ZM116 23V22H115ZM157 23V22H156ZM228 23H230L229 21H228ZM228 23H226V24H228ZM55 24H56V22H55ZM83 24H80L79 25V27L81 26L82 27V30H83ZM113 24V23H112ZM225 24V25H226ZM254 24V23H253ZM262 24H263V22H262ZM46 25V24H45ZM75 25V24H74ZM93 25H94V23H93ZM92 25V26H93ZM99 25V24H98ZM114 25V24H113ZM112 25V26H113ZM118 25V24H117ZM119 25H120V23H119ZM164 25V24H163ZM185 25V24H184ZM235 25H236V23H235ZM100 26V25H99ZM116 26V25H115ZM243 26V25H242ZM261 25H259V27H260ZM80 27V28H81ZM88 27V26H87ZM86 27V28H87ZM90 27V26H89ZM227 27V26H226ZM233 27V26H232ZM241 27V26H240ZM258 27V25L256 26V28ZM264 27V26H263ZM85 28V27H84ZM256 28H254V29H256ZM237 29V28H236ZM260 29V28H259ZM264 29V28H263ZM85 30V29H84ZM88 30V29H87ZM240 30V29H239ZM257 30H258V28H257ZM235 31V30H234ZM260 31H263V30H260ZM259 31V33H262V32H260ZM77 32V31H76ZM75 32V33H76ZM238 32V31H237ZM253 29H250V31L249 32H247L248 34L246 35V41L248 40V39H251V38H260L258 35L257 36H253L252 34H253ZM82 33H83V31H82ZM85 33V32H84ZM223 33V32H222ZM90 34V33H89ZM88 33L86 34V35H89ZM185 34V36H183ZM213 34V33H212ZM50 35V34H49ZM237 35H239V33L237 34ZM242 35V34H241ZM108 36V35H107ZM243 36V35H242ZM241 36V38H243ZM97 37V36H96ZM96 37H95V39H96ZM114 37V36H113ZM183 37H186V38H188L187 40H183L184 38ZM194 37V36H193ZM66 38V37H65ZM101 38V37H100ZM109 38V37H108ZM198 38V37H197ZM245 38V37H244ZM243 38V39H244ZM264 38V37H263ZM67 39V38H66ZM69 39V38H68ZM194 39V38H193ZM214 40H215V38H214ZM66 41V40H65ZM101 41V40H100ZM106 41V40H105ZM197 41V40H196ZM196 41H195V44L197 45V43H199V41H197V43H196ZM221 41H224V40H221ZM236 41V40H235ZM246 41H244V42H246ZM60 42V41H59ZM69 42V41H68ZM67 42V43H68ZM204 42V41H203ZM216 42V41H215ZM219 42V41H218ZM66 43V44H67ZM93 43V42H92ZM217 43V42H216ZM247 43H248V41H247ZM255 43H257V41L255 42ZM59 44V43H58ZM70 44V43H69ZM126 44V43H125ZM203 44V43H202ZM222 44H224V43H222ZM235 43L233 42H231L229 45H228V47H231V46H233ZM242 44V43H241ZM258 44V43H257ZM33 45V44H32ZM71 45V44H70ZM103 45H104V43H103ZM115 45V44H114ZM256 45V44H255ZM255 45H254V47H255ZM206 46V45H205ZM223 46H225V44L223 45ZM236 46V45H235ZM234 46V47H235ZM240 45H238L237 46V48L239 47ZM33 47H35L34 45H33ZM52 47V46H51ZM56 47V46H55ZM54 47V48H55ZM98 47V46H97ZM114 47V46H113ZM207 47V46H206ZM242 47H244V43H243V45H242ZM254 47H252V49L254 48ZM58 48V47H57ZM184 49V50H180V49ZM192 48V47H191ZM233 48V47H232ZM231 48V49H232ZM240 48V50H244V49H242L241 47H239ZM256 48V47H255ZM85 49V48H84ZM87 49V48H86ZM99 49V48H98ZM171 49H173V50H171ZM189 49V48H188ZM230 49V50H231ZM234 49H236V47L235 48H233V50ZM246 49V48H245ZM251 49V50H252ZM88 50H90V49H88ZM102 50V49H101ZM222 50V49H221ZM229 50V49H228ZM229 50V51H230ZM236 50H238V49H236ZM235 50V51H236ZM256 50V49H255ZM187 51V50H186ZM253 51H254V49H253ZM57 52V51H56ZM97 52V51H96ZM112 52V51H111ZM114 52V51H113ZM231 52V51H230ZM243 52V51H242ZM245 52V51H244ZM243 52V53H244ZM101 53V52H100ZM100 53H97V54H100ZM110 53V52H109ZM243 53H241V54H243ZM255 53V52H254ZM117 54V53H116ZM247 54V53H246ZM47 58H49V59H51V60H53V59H55L57 56L56 55H53V54H48V53H46V54H44ZM87 55V54H86ZM238 55V54H237ZM78 56H80V55H78ZM115 56V55H114ZM232 56H233V54H232ZM87 57V56H86ZM100 57V56H99ZM123 57H125V56H123ZM235 57V56H234ZM89 58V57H88ZM91 58H93V57H91ZM110 58V57H109ZM119 58H120V55H119ZM122 58V57H121ZM232 58V57H231ZM249 57L247 56V55H244L243 54V56L241 55V56H237V59H235L236 60V64L239 66L241 63L243 64V62H244V64H245V60H246V62H247V59H248ZM78 59H80V58H78ZM124 59H126V58H124ZM212 59V58H211ZM210 59V60H211ZM92 60V59H91ZM95 60V59H94ZM105 60V59H104ZM106 60H108V59H106ZM105 60V61H106ZM120 60H123V58L122 59H120ZM210 60H207V61H210ZM62 61H63V63H64V65H65V67L67 68V62L62 58ZM80 61V60H79ZM78 61V62H79ZM98 61V60H97ZM100 63H101V61H99ZM211 62V61H210ZM249 62V61H248ZM4 63V62H3ZM209 63V62H208ZM234 63H235V61H234ZM2 64V63H1ZM81 64V63H80ZM85 64V63H84ZM87 64V63H86ZM255 64V63H254ZM78 65V64H77ZM209 65H213L212 63H210ZM234 65V64H233ZM247 65V64H246ZM245 65V66H246ZM256 65H257V63H256ZM259 65V64H258ZM1 66V65H0ZM76 66V65H75ZM75 66H73V67H75ZM192 66V65H191ZM197 66V65H196ZM208 66V65H207ZM206 66V67H207ZM210 66V67H211ZM242 65H240V67H241ZM244 66V65H243ZM72 67V68H73ZM78 67V66H77ZM73 68V70H74V74H75V76H76V79L78 78H80V77H84L85 75H87V71H85V70H79L78 68ZM81 67V66H80ZM88 67V66H87ZM89 67H91V66H89ZM194 67V66H193ZM256 67H258V66H256ZM3 68H4V66H3ZM8 68H9V66H8ZM247 68H249V66H247ZM6 69V68H5ZM103 69H105V67L103 68ZM194 69V68H193ZM208 69H210V68H208ZM216 69V71H217V73L219 74V75H221L222 77H224V75L222 74V72H221V69L219 68V67H216L215 68ZM239 69V68H238ZM241 69V68H240ZM239 69V70H240ZM243 69V68H242ZM242 69H241V71H242ZM245 70H247L246 68H244ZM256 69V68H255ZM195 70V69H194ZM210 70H212V73H215V70L213 69V67H212V69H210ZM3 71V70H2ZM98 71V70H97ZM102 71V72H101ZM101 73H103V72H105L104 70H102L101 69ZM107 71V70H106ZM175 71H178L179 73H181V74H183V75H185V81H186V83L188 84V87L187 88H190L189 89V92H188V94H187V92H186V95L184 94V96H185V98L183 99V101H184V103H182L183 101H181V99H182V95H175V96H172L173 97V99L169 102V103H167L166 101H164L163 99H162V94H161V96L160 95H158L157 97H161V98H155L156 97V95L157 94H159V93H161V90H164V89H169V90H171V89H173L172 87H174L175 86V83H174V77L172 76V75H174L176 72ZM214 71V72H213ZM237 71V70H236ZM248 71V70H247ZM246 71V72H247ZM258 71H259V69H258ZM48 72H51V71H48ZM73 72V71H72ZM93 72V71H92ZM245 72V71H244ZM244 72L242 73L241 72V74L240 75H244ZM246 72H245V75H247L246 74ZM249 72V71H248ZM260 72H261V69H260ZM56 73V72H55ZM133 73V72H132ZM132 73H131V77L133 76L132 75ZM211 73V72H210ZM210 73H208V74H210ZM212 73L209 75V77L212 75ZM216 73V74H217ZM238 73H240L239 71H238ZM264 73V72H263ZM38 74H40V73H38ZM41 74H43V73H41ZM46 74V73H45ZM49 74V73H48ZM52 74V73H51ZM50 74V75H51ZM96 74V73H95ZM199 74H201V73H199ZM261 74H262V72H261ZM47 75V74H46ZM45 75V76H46ZM50 75H48V76H50ZM54 75V74H53ZM68 75V77H69V80H70V83H71V86H72V88L75 90V92L77 93V98H78V100H79V102H80V104L82 105V107L84 108V111H85V113L87 114V117H88V119L90 120V122L92 123V125L97 129V131H98V133L100 134V136H101V139L103 140V142L105 143V145L107 146V148H108V150H109V152H110V154H111V158H112V165H114L116 168H119V169H121L122 171H123V173L125 174V176L127 177V180L129 181V184H131L132 186H133V188H134V190L141 196V198L144 200V202L147 204V206L155 213V215H157L158 217H163V218H165V219H168L169 220V222L171 221V222H173V223H175L176 225H178L179 227H181L182 229H184V230H186L187 232H195V233H199V234H202V235H205V236H207V237H209V238H214V239H219V240H222V241H229V242H232V243H234V244H237L240 248H241V251L243 250V253H244V259H245V264H256V259H255V253H254V246H253V243H252V241H251V239L246 235V234H244L243 232H241V231H239V230H236V229H234V228H232V227H230V225L229 224H227V223H224V225L223 226H221L220 225V223H218V222H205V221H203V220H199V219H195V218H193V217H191V215L189 216V215H187V214H185L184 212H182V210H179V209H177V208H175V207H173V206H171V204H169V203H167L158 193H157V191L155 190V188H154V186L152 185V183L145 177V176H143L142 175V173H140L139 172V170L137 169V164H136V162L134 161V159L131 157V155H130V153H129V151H128V149H127V147H125L124 145H123V143H122V141L120 140L121 138H119L118 137V135H117V133H116V131H114L115 129H113V126L106 120V118H105V116H103V113L97 108L98 106L97 105H95L94 103H95V101H96V99L94 100L93 99V96L94 95H92V100H91V98L87 95V93L78 85V83L70 76V74H67ZM93 75H94V73H93ZM102 75H104V74H102ZM106 75V74H105ZM213 75H215V74H213ZM212 75V76H213ZM249 75V74H248ZM264 74H262V76H263ZM193 76V75H192ZM35 77H37V76H34L33 78H35ZM104 76H102V78H103ZM204 77V76H203ZM202 77V74H201V77H200V79L201 78H203ZM214 77V76H213ZM212 77V79H216V77L218 78V75L216 76V77H214L213 78ZM242 77V76H241ZM240 77V78H241ZM252 77V76H251ZM32 78V79H33ZM43 78V77H42ZM41 78V79H42ZM133 78V77H132ZM198 78V77H197ZM211 78V77H210ZM220 78V77H219ZM218 78V79H219ZM244 78H246L245 76L244 77H242L241 79H243L244 80ZM247 78H249V80H250V76L248 77L247 76ZM58 79V78H57ZM87 79V78H86ZM150 79V78H149ZM183 79V78H182ZM194 79H195V77H194ZM221 79V78H220ZM219 79V80H220ZM33 80H35V79H33ZM43 80H44V78H43ZM84 80V79H83ZM99 80V79H98ZM203 80V79H202ZM242 80V81H243ZM37 81H39V78H38V80ZM36 81V82H37ZM49 81H52V80H49ZM48 81V82H49ZM54 81V80H53ZM86 81V80H85ZM91 81V80H90ZM101 81H102V79H101ZM101 81H100V83H101ZM198 81H199V79H198ZM217 81V80H216ZM246 80H244V82H245ZM40 82H41V80H40ZM54 82H57V80L56 81H54ZM89 82V81H88ZM103 82H104V80H103ZM178 82V81H177ZM200 82V81H199ZM202 82H204V81H201V83ZM218 82V81H217ZM220 82V81H219ZM247 82V81H246ZM46 83V82H45ZM133 83H135V80H134V82ZM186 83H184L185 85H186ZM213 83V82H212ZM43 84V83H42ZM59 84V83H58ZM84 84H85V82H84ZM200 84V83H199ZM247 84V83H246ZM259 84V83H258ZM40 85V84H39ZM205 85V84H204ZM242 85H244V83L242 84ZM50 86H52V85H50ZM123 86V85H122ZM177 86V85H176ZM194 86V85H193ZM220 86V85H219ZM41 87H43V86H41ZM182 87V86H181ZM206 87H207V85H206ZM215 87H217V86H214L213 88H215ZM244 87V86H243ZM251 87H253V86H251ZM256 87H257V85H256ZM48 88V87H47ZM51 88V87H50ZM103 88V87H102ZM104 89V88H103ZM102 89V92L105 90H103ZM124 89V88H123ZM186 89V88H185ZM200 89V88H199ZM198 89V90H199ZM202 89V88H201ZM212 89V88H211ZM217 89H218V87H217ZM216 89V90H217ZM251 89V88H250ZM259 89V88H258ZM47 90V89H46ZM120 90H122V89H120ZM174 90H177V89H174ZM181 90H183V89H181ZM204 90H205V88H204ZM203 90V91H204ZM252 90V89H251ZM40 91H45V90H40ZM99 91H100V89H99ZM165 91V90H164ZM172 91V90H171ZM170 91V92H171ZM178 91H179V87H178ZM202 91V92H203ZM215 91V90H214ZM48 92V91H47ZM47 92H45V93H47ZM105 92V91H104ZM104 92H103V94H104ZM126 92H125V94H126ZM151 92H154V94H152ZM163 92V91H162ZM167 92V91H166ZM172 92H174V91H172ZM245 92H246V90H245ZM262 92H264V91H262ZM42 94H43V92H41ZM44 93V94H45ZM122 93H123V90H122ZM132 93V94H131ZM148 93H151V94H148ZM169 93V92H168ZM168 93H166V94H168ZM182 93H183V91H182ZM243 93V92H242ZM248 93V92H247ZM102 94V95H103ZM135 93H134V95H136ZM199 94V93H198ZM244 94V93H243ZM252 94V93H251ZM98 95V94H97ZM97 95H95V96H97ZM174 95V94H173ZM195 95V94H194ZM45 96V95H44ZM51 96V95H50ZM63 96H64V94H63ZM70 96V95H69ZM124 96V95H123ZM126 96V95H125ZM164 96V95H163ZM168 96V95H167ZM244 96V95H243ZM247 96V95H246ZM37 97V96H36ZM43 97V96H42ZM46 97V96H45ZM52 97V96H51ZM66 98H67V96H65ZM99 97H101V99H102V96L101 95H99ZM120 97V96H119ZM134 97H136V96H134ZM144 98V99H141V98ZM194 97H196V96H194ZM210 97V96H209ZM40 98V97H39ZM39 98H37V99H39ZM53 98V97H52ZM123 98V97H122ZM198 98V97H197ZM216 98H217V96L215 97V99L214 100H216ZM44 99V98H43ZM43 99H40V100H36L37 102L38 101H40V103L42 102V100ZM46 99V98H45ZM44 99V100H45ZM49 98H47V100H48ZM59 99V101H60V99L62 100V98H58ZM100 99V98H99ZM99 99L97 98V100L99 101ZM165 99H166V96H165ZM167 99H168V97H167ZM180 99V100H179ZM196 98H194V100H195ZM201 98H199L198 100H200ZM63 100H66V99H63ZM70 100H72V99H70ZM69 100V101H70ZM118 100V99H117ZM125 100V103H127L126 102V99H124ZM169 100H170V98H169ZM197 100V99H196ZM207 100V99H206ZM217 100H219V99H217ZM67 101V100H66ZM100 101H102V100H100ZM120 101H122L123 102V100H120ZM201 101H203V100H201ZM212 101V100H211ZM239 101V100H238ZM63 102V101H62ZM204 102V101H203ZM208 102H209V100H208ZM213 102V101H212ZM237 101H235V103H236ZM31 103V102H30ZM45 103V102H44ZM51 103V102H50ZM201 103V102H200ZM215 103V102H214ZM34 104V107L33 108H31V110H35L36 108V106H35V103H33ZM33 104H31L32 106H33ZM46 104V103H45ZM206 104V103H205ZM244 104V103H243ZM2 105V104H1ZM8 105H9V103H8ZM37 105V104H36ZM47 105V108H45L44 106V109L46 110V109H48L49 107H48V104H46ZM45 105V106H46ZM52 105V104H51ZM63 105H64V103H63ZM204 105V104H203ZM220 105V104H219ZM240 105V104H239ZM56 106H57V104H56ZM59 106V105H58ZM62 106V105H61ZM211 106V105H210ZM232 106V105H231ZM235 106V105H234ZM244 106H245V104H244ZM249 106V105H248ZM247 106V107H248ZM3 107V106H2ZM6 107H7V105H6ZM27 107H29V105L27 106ZM31 107V106H30ZM29 107V108H30ZM66 107H68L67 106V104H66ZM170 107H173V108H177V107H179L180 109H181V111H179V113L180 114H174L173 112H172V109L170 108ZM182 107V108H181ZM216 107V106H215ZM1 108V107H0ZM8 108H10V105H9V107ZM202 108V107H201ZM203 108H205V107H203ZM237 108V107H236ZM251 108V107H250ZM11 109V108H10ZM131 109V110H132ZM169 109H171V115H172V113L175 115H173V116H171V118L170 117H168V118H166L165 117V119H161V112L162 111H168ZM208 109H210V108H208ZM207 109V110H208ZM231 109H232V107H231ZM233 109H234V107H233ZM241 109V108H240ZM248 109V108H247ZM2 110V109H1ZM43 110V109H42ZM130 110V111H131ZM136 109H134V111H135ZM204 110H206V108L204 109ZM206 110V111H207ZM229 110V109H228ZM7 111V110H6ZM178 111V110H177ZM209 111H211V110H209ZM233 111V110H232ZM236 111V110H235ZM235 111H233V112H235ZM239 111V110H238ZM247 111V110H246ZM10 112H12V111H10ZM9 112V113H10ZM23 112V111H22ZM29 112V111H28ZM33 112V111H32ZM32 112H30V113H32ZM188 112H191L192 114H190V113H188ZM233 112H231L230 111V113H232V114H230V116H227V117H225L224 119H226V120H224L225 122L223 123L222 121H223V118H222V125L224 126V128H226L227 127V125H228V123H229V126H230V122L231 121H234L233 120V118L235 117L234 116V114H233ZM241 112V111H240ZM248 112V111H247ZM250 112H251V110H250ZM8 113V112H7ZM7 113H5V116H6V114ZM138 113V112H137ZM176 113V112H175ZM178 113V112H177ZM204 113H206V112H204ZM223 113V112H222ZM228 113V112H227ZM227 113H225L226 115H227ZM243 113V112H242ZM249 113V112H248ZM247 113V114H248ZM256 113V112H255ZM139 114V115H140ZM160 114V115H159ZM243 114H245V113H243ZM23 115H24V113H23ZM138 115V117H139V119H140V116ZM199 115V114H198ZM225 115V116H226ZM21 116V112L20 111H16V112H13L12 114H9L8 116H7V118H5V119H1L0 120V127L3 129L1 132H0V153H2V152H4V151H11V152H14V151H16V152H18L19 154H21L22 155V153H20L19 152V150L17 149L16 150V148H18L17 146L20 144V138H19V131L20 130H18L17 129V126H18V123L16 122V120H14L15 118H18V117H20ZM168 116H170L169 114H168ZM204 116V115H203ZM211 116V115H210ZM218 116V115H217ZM222 116H223V114H222ZM0 117H1V114H0ZM3 117V116H2ZM207 117L209 118V116L207 115ZM206 117V118H207ZM237 117V116H236ZM241 117V116H240ZM255 117V116H254ZM28 118V117H27ZM163 118H164V116H163ZM202 118H204V117H202ZM211 118V117H210ZM215 118H218V117H215ZM219 118H220V116H219ZM227 118H229V119H232L230 122H228L227 121ZM242 118V117H241ZM248 117H247V115H246V117H245V119H247ZM253 118V117H252ZM199 119H201L200 117H199ZM221 119V118H220ZM239 119V118H238ZM237 119V121H240V120H238ZM243 119V118H242ZM141 121V120H140ZM211 121V120H210ZM243 122H244V120H242ZM248 121V120H247ZM213 121H211V123H212ZM235 122H236V120H235ZM252 122V121H251ZM210 122H206L205 121V125L199 130L200 131V135H202V138L205 136V132L207 131V129H209L208 130V133H210V132H212V131H214L215 129H214V126L215 127H219V126H221V123H220V125H215V123H213L214 125H212ZM234 123V122H233ZM252 123H254L255 124V122H252ZM252 123H251V125H252ZM29 124V123H28ZM136 124V123H135ZM134 124V125H135ZM209 124H210V126H209ZM235 124L236 123H234L233 125L235 126ZM241 124H243V123H241ZM253 124V125H254ZM137 125V124H136ZM146 125V124H145ZM237 125V124H236ZM28 126V125H27ZM137 126H139V124L137 125ZM255 126H256V124H255ZM141 127V126H140ZM140 127H139V129H140ZM200 127V126H199ZM212 127V128H211ZM231 127H233L232 126V124H231ZM231 127H229V130H230V128ZM252 127V126H251ZM30 128V127H29ZM28 127H27V129H29ZM137 128V127H136ZM153 128V127H152ZM234 128V127H233ZM25 129V128H24ZM189 129V130H188ZM196 129V128H195ZM214 129V130H213ZM238 129V128H237ZM240 129V128H239ZM238 129V130H239ZM252 129V128H251ZM30 130V129H29ZM31 130H32V128H31ZM144 130V129H143ZM154 130L155 129H153V132H154ZM232 130V129H231ZM241 130H243V129H241ZM246 130V129H245ZM257 130H258V128H257ZM22 131V130H21ZM25 131V130H24ZM28 131V130H27ZM148 131V130H147ZM233 131H235V130H233ZM232 131V132H233ZM237 131V130H236ZM31 132V131H30ZM33 132H34V130H33ZM156 132V131H155ZM197 132V131H196ZM220 132H222V131H220ZM239 132V131H238ZM242 132V131H241ZM252 132H253V129H252ZM251 132V133H252ZM21 133H23V131L21 132ZM192 133V132H191ZM217 133V132H216ZM223 133H225V131L223 132ZM235 134H236V132H234ZM247 133V132H246ZM36 134V133H35ZM35 134H33V135H35ZM149 134V133H148ZM204 134V135H203ZM215 134V133H214ZM222 134V133H221ZM242 134V133H241ZM253 134V133H252ZM36 135H38V134H36ZM34 136V137H37V136ZM155 135V134H154ZM167 135V134H166ZM171 135V134H170ZM170 135H168V137L170 136ZM218 135V134H217ZM237 135V134H236ZM235 135V136H236ZM23 137H24V140H25V143H26V146H27V149L28 150H26L25 151V154H23V156H22V159H19L18 160V158L17 159H15V160H13L12 162H9V161H7V160H4L3 162H1L0 163V165L2 166V168L3 167H5V168H8V171H10V172H12V174H9V175H5L4 176V178H3V184L4 185H6L9 181L10 182H12L13 180H14V178H15V176H16V173L18 172V171H23L24 173H27V175H26V179L28 180V183L25 181V179H24V181L27 183V185H26V183L23 181V183H25V189L27 190V188H29V192H28V195L26 196V198H27V202H26V199H25V205H21L20 207L21 208H23L24 206H26V203H35V202H37L38 201V206H37V208H35V210L37 209L38 211H40V210H43V209H45L44 207H45V205H46V203H44L45 201H46V199L48 198V196H49V193H51L49 190H47V187H46V190H43L44 188H43V186H46V185H44L45 184V177H47V176H44V178L42 179V171L43 170H45V169H47V170H49L50 169V166L49 165H52V164H50L52 161H54L53 159H52V161L50 160V158H47V156H45V152H47V150H43L44 148H43V146H44V144L43 143H46V142H41V139L39 140V139H37V141L36 142H34V138H33V136H32V133H28V134H26V132H25V134H23L22 135ZM196 136V135H195ZM216 136V135H215ZM220 135H218V137H219ZM232 136V135H231ZM230 136V137H231ZM253 136V135H252ZM261 136V135H260ZM54 137V136H53ZM170 137H172V136H170ZM173 137H172V139H173ZM187 137H188V139H187ZM197 137V136H196ZM221 137V136H220ZM248 137H249V135H248ZM251 137V136H250ZM38 138V137H37ZM45 138V137H44ZM49 138V137H48ZM47 138V139H48ZM57 138V137H56ZM63 138V137H62ZM205 138V137H204ZM237 137H235V142H236V140H238V138L236 139ZM252 138V137H251ZM59 139V141H60V138H58ZM172 139H170L169 138V141L170 140H172ZM198 139H199V137H198ZM219 139V138H218ZM218 139H217V141H215L214 140V142L216 143V142H218ZM222 139V138H221ZM244 139V138H243ZM242 139V140H243ZM249 139V138H248ZM260 139V138H259ZM39 140V141H38ZM44 140H46V139H43L42 141H44ZM63 140H66V139H63ZM187 140V141H186ZM220 140V139H219ZM231 140V139H230ZM61 141H62V139H61ZM197 141H199V140H197ZM252 141V140H251ZM23 142V141H22ZM63 142V141H62ZM168 142V141H167ZM174 142V141H173ZM222 142V141H221ZM223 142H224V140H223ZM222 142V143H223ZM242 142H244V141H242ZM250 141H248L247 143H249ZM257 142H258V140H257ZM25 143L24 144H22V146L23 145H25ZM56 143H57V141H56ZM202 143V142H201ZM204 143V142H203ZM214 143V144H215ZM219 143V142H218ZM238 143H239V141H238ZM251 143V142H250ZM58 144H61V142L60 143H58ZM63 144V143H62ZM64 144H65V142H64ZM154 144V143H153ZM152 144V145H153ZM163 144V143H162ZM235 144V143H234ZM237 144V143H236ZM243 144V143H242ZM31 146L32 145V147H30V149H34L32 152H30V153H32L31 155L29 154V147L28 146ZM150 145V144H149ZM165 145H167V144H165ZM187 145V146H186ZM223 145V144H222ZM233 145V144H232ZM244 145V144H243ZM252 145V144H251ZM52 146V145H51ZM144 146V145H143ZM156 146V145H155ZM163 146V145H162ZM183 146L185 147V148H183ZM262 146V145H261ZM47 147V146H46ZM151 147H153V146H151ZM164 147V146H163ZM166 147H168V145L166 146ZM171 147H172V145H171ZM198 147V146H197ZM250 147V146H249ZM15 148V149H14ZM23 149H24V147H22ZM21 148V149H22ZM157 148V147H156ZM202 150H204V153H205V155H206V159L209 161L210 159V156H209V153H208V150H209V144H204V145H202V147H200ZM226 148H228V147H226ZM242 148H244V147H242ZM259 148V147H258ZM261 148V147H260ZM260 148H259V153H261L260 152ZM264 148V147H263ZM20 149V148H19ZM46 149V148H45ZM49 149V148H48ZM169 149H170V147H169ZM173 149V148H172ZM216 149V148H215ZM247 149V148H246ZM157 150V149H156ZM159 150V149H158ZM213 150V149H212ZM211 150V152H213ZM8 151V152H9ZM42 151H44V152H42ZM65 151V150H64ZM166 151V150H165ZM168 152V153H171V152ZM238 151V150H237ZM243 151V150H242ZM252 151V150H251ZM261 151H263L262 149H261ZM51 152V151H50ZM182 152H185V154H183ZM201 152V151H200ZM5 153H7V152H5ZM65 153V152H64ZM239 153H240V151H239ZM16 154V153H15ZM48 154V153H47ZM174 154V153H173ZM175 154V155H176ZM213 154H215V153H213ZM233 154V153H232ZM234 154H235V152H234ZM243 154H245L244 152H243ZM248 154V153H247ZM66 155H67V153H66ZM69 155V154H68ZM199 155V154H198ZM217 156H218V154H216ZM236 155V154H235ZM259 155V154H258ZM4 156H5V154H4ZM3 156V157H4ZM19 156V155H18ZM70 156V155H69ZM231 156V155H230ZM244 156V155H243ZM243 156H242V158H243ZM6 157V156H5ZM5 157H4V159H5ZM10 157V156H9ZM31 157V158H30ZM182 157V158H181ZM219 157V156H218ZM232 157V156H231ZM245 157V156H244ZM258 157V156H257ZM261 157V156H260ZM52 158V157H51ZM230 158V157H229ZM236 158H237V156H236ZM259 158V157H258ZM264 158V157H263ZM6 159H7V157H6ZM31 159V160H30ZM201 159H202V156H201ZM205 159V160H206ZM244 159V158H243ZM246 159V158H245ZM9 160V159H8ZM12 160V159H11ZM139 160V159H138ZM177 160V159H176ZM175 160V161H176ZM217 160V159H216ZM237 160H239V158L237 159ZM236 160V161H237ZM242 160V159H241ZM249 160H251V159H249ZM51 161V162H50ZM151 161H153V160H151ZM173 162V163H176V162ZM203 161V160H202ZM228 161H230V160H228ZM240 161V160H239ZM139 162V161H138ZM156 162V161H155ZM186 162V163H185ZM242 162V161H241ZM240 162V163H241ZM244 162H246L245 160H244ZM253 162H254V160H253ZM142 163V162H141ZM150 163V162H149ZM154 163V162H153ZM171 163V162H170ZM172 163V164H173ZM216 163V162H215ZM25 164H27V165H25ZM140 164V163H139ZM188 164H186V165H188ZM214 164V163H213ZM237 164H239V162H233L232 163V165H237ZM244 165H245V163H243ZM243 164H241V165H243ZM151 165V164H150ZM25 166V167H24ZM28 166V167H27ZM141 166V165H140ZM146 166H148V165H146ZM169 166V165H168ZM171 166V165H170ZM169 166V167H170ZM183 166H185V165H183ZM240 166V165H239ZM37 167H39V170H38V174H36L35 173V171L33 170V169H35V168H37ZM52 167V166H51ZM198 168V169H201L200 170V172H202L203 170H202V168ZM212 167V166H211ZM210 167V168H211ZM253 166H251V168H252ZM256 167V166H255ZM1 168V167H0ZM177 168V169H176ZM187 168V167H186ZM196 168V167H195ZM217 168H219V167H217ZM228 168H230V166L228 167ZM231 168H232V166H231ZM234 168V167H233ZM238 168H241V166L240 167H238ZM243 168H244V166H243ZM247 168H248V166H247ZM247 168L245 169V170H247ZM236 169H237V167H236ZM242 169V168H241ZM254 169V168H253ZM1 170V169H0ZM26 170V171H25ZM185 170V169H184ZM196 170H197V168H196ZM195 170V171H196ZM255 170V169H254ZM3 171H4V169H3ZM6 171V170H5ZM181 170L179 169V172H180ZM206 171V170H205ZM211 171V170H210ZM213 171V170H212ZM231 171H232V169H231ZM241 171H244L243 169L241 170ZM240 171V172H241ZM256 171V170H255ZM191 171H189V173H188V170L186 169V171H185V175H186V173H188V175L189 174H193V173H190ZM208 172V171H207ZM234 172H236V170L234 171ZM237 172H238V170H237ZM244 172H246V171H244ZM1 173H2V170H1ZM3 173H5V172H3ZM2 173V174H3ZM53 173V172H52ZM184 173V172H183ZM199 173V172H198ZM198 173H196V174H198ZM214 173V172H213ZM226 173V172H225ZM224 173V174H225ZM230 173V175H231V172H229ZM247 173H250V172H247ZM263 173V172H262ZM6 174H7V172H6ZM55 174V173H54ZM207 174H211L210 172L209 173H207ZM216 174H218V172L216 173ZM235 174V173H234ZM240 173H238V175H239ZM22 175V174H21ZM178 175V174H177ZM184 175V174H183ZM199 175V174H198ZM247 175V174H246ZM264 175V174H263ZM19 176V175H18ZM195 176V175H194ZM203 176V177H202ZM232 176V175H231ZM241 176V175H240ZM252 176V175H251ZM258 176V175H257ZM21 177V176H20ZM24 177V176H23ZM183 176L182 175H180V178H177L178 180H184L185 178H182ZM187 177V176H186ZM236 177V176H235ZM242 177H243V175H242ZM2 178V177H1ZM0 178V179H1ZM22 178V177H21ZM48 178V177H47ZM173 178H175V176L173 177ZM188 178V177H187ZM190 178V177H189ZM199 178L201 179V180H205L206 182H208V179L206 178V176L204 177V175H200L199 176ZM209 178H211V177H209ZM232 178H234V177H232ZM256 178V177H255ZM260 178V177H259ZM17 179H18V177H17ZM49 179V178H48ZM57 179V178H56ZM158 179H160V178H158ZM164 179H165V176H164ZM163 179V180H164ZM170 180H171V178H169ZM219 180H220V178H218ZM235 179V178H234ZM244 179V177L242 178V180ZM246 179V178H245ZM23 180V179H22ZM195 180V179H194ZM214 180V179H213ZM222 180V179H221ZM238 180H240V179H238ZM242 180H240L241 182H242ZM248 180V179H247ZM16 181V180H15ZM167 181V180H166ZM198 181V180H197ZM231 181V180H230ZM244 181H246V180H244ZM258 181H264L263 179L262 180H260V179H258ZM257 181V182H258ZM168 182V181H167ZM186 182V181H185ZM248 182L249 181H247V184H248ZM19 183H21V182H18L17 184H19ZM57 183V182H56ZM169 183V182H168ZM170 183H171V181H170ZM173 183V182H172ZM182 183H184V182H182ZM187 183H190V182H187ZM192 183V182H191ZM193 183H195L194 181H193ZM192 183V184H193ZM197 183H199V182H196V184ZM219 183V182H218ZM225 183V182H224ZM243 183V182H242ZM264 183V182H263ZM262 183V184H263ZM9 184V183H8ZM50 184V183H49ZM59 184V183H58ZM176 184H178V183H176ZM179 184H181L180 183V181H179ZM200 184V183H199ZM206 184V183H205ZM216 184V183H215ZM244 184V183H243ZM249 184H250V182H249ZM19 185H21V184H19ZM55 185V184H54ZM60 185V184H59ZM130 185V186H131ZM182 185V184H181ZM191 185V184H190ZM195 185V184H194ZM198 185V184H197ZM208 185H210V184H208ZM239 185V184H238ZM246 185V184H245ZM251 185H252V183H251ZM17 186V185H16ZM47 186H48V184H47ZM56 186V185H55ZM54 186V187H55ZM193 186V185H192ZM216 186H218V184H216ZM244 186V185H243ZM247 186V185H246ZM0 187H2V186H0ZM4 187L5 186H3V190H4ZM229 187H230V185H229ZM241 187V186H240ZM14 188V187H13ZM17 188H19V187H17ZM84 188V187H83ZM262 188H264V186H262ZM22 189V188H21ZM243 189H245V188H243ZM251 189H252V187H251ZM3 190H2V192H3ZM11 190H12V188H11ZM24 190V189H23ZM233 191H234V189H232ZM245 190H247V189H245ZM264 190V189H263ZM5 191V190H4ZM13 191V190H12ZM56 191H57V189H56ZM82 191H84V190H82ZM87 191V190H86ZM92 191V190H91ZM1 192V191H0ZM17 192V191H16ZM15 192V193H16ZM24 192V191H23ZM53 192V191H52ZM55 192V191H54ZM59 192V191H58ZM264 192V191H263ZM11 192L9 191V193H8V195L10 194ZM13 193V192H12ZM11 193V194H12ZM70 193H73V192H70ZM0 194H2V193H0ZM14 194V193H13ZM13 194H12V196H13ZM90 194V193H89ZM3 195H5V194H3ZM2 195V196H3ZM17 195V194H16ZM53 195V194H52ZM92 195H94L93 193H92ZM6 198L8 199V197H7V193H6ZM10 196V195H9ZM204 196V195H203ZM202 196V197H203ZM1 197V196H0ZM17 197V196H16ZM21 197V196H20ZM20 197H17V199H19ZM229 197H230V195H229ZM231 197H233V198H231L232 199V201H233V199H235V197L234 196H231ZM3 198H4V196H3ZM5 198V200H7ZM13 198V197H12ZM11 198V199H12ZM22 198V197H21ZM25 198V197H24ZM66 198V197H65ZM14 199V198H13ZM54 199V198H53ZM73 199V198H72ZM94 199V198H93ZM237 199V198H236ZM236 199L234 200V201H236ZM51 200H52V197H51ZM62 200V199H61ZM75 200V199H74ZM95 200H97V199H95ZM107 200V199H106ZM9 201V200H8ZM19 201V200H18ZM49 201V200H48ZM77 201H79V200H77ZM76 201V202H77ZM83 201V200H82ZM98 201V200H97ZM109 201V200H108ZM238 201V200H237ZM240 201H242V200H240ZM245 201V200H244ZM260 201V200H259ZM9 202H11V201H9ZM112 202V201H111ZM23 203V202H22ZM80 203H82V202H80ZM99 203H101V202H99ZM109 203V202H108ZM243 203V202H242ZM251 203V202H250ZM113 204H114V202H113ZM12 205V204H11ZM50 205V204H49ZM52 205V204H51ZM70 205V204H69ZM102 205V204H101ZM250 205V204H249ZM256 205V204H255ZM260 205V204H259ZM71 206H72V203H71ZM88 206H90L89 204H88ZM108 206V205H107ZM109 206H110V204H109ZM29 207V205H27V207L25 208V209H27L28 210V212L26 211L25 213H28V214H26V215H32L31 213H29V209H32V205H31V208H28ZM59 207V206H58ZM73 207V206H72ZM83 207V206H82ZM99 207V206H98ZM104 207H105V205H104ZM113 207H115V204H114V206H112V208ZM251 207H253V206H251L250 205V208ZM122 208V207H121ZM179 208V207H178ZM232 208V207H231ZM230 208V210H232ZM234 208V207H233ZM16 209H17V207H16ZM52 209V208H51ZM50 209V210H51ZM64 209H65V207H64ZM71 209H74V208H71ZM70 209V210H71ZM82 209V208H81ZM23 210V209H22ZM48 210V209H47ZM67 210V209H66ZM92 210V209H91ZM98 210H99V208H98ZM234 210V209H233ZM252 210H254L253 208H252ZM21 211V210H20ZM74 211V210H73ZM81 211V210H80ZM85 212L84 213H82L83 214V216H85L86 214H93V210H92V213L90 212V209H88V210H84ZM97 211V210H96ZM101 211V210H100ZM100 211H97V212H99V213H101ZM104 211V210H103ZM255 211H257V210H255ZM24 212V211H23ZM30 212H32V211H30ZM72 212V211H71ZM78 212V211H77ZM97 212H96V214H97ZM113 212V211H112ZM128 212V211H127ZM232 212V211H231ZM19 213V212H18ZM41 213H43V212H41ZM50 212H48V214H49ZM81 213V212H80ZM103 213V212H102ZM230 213V211L228 210V214L227 215H230L229 214ZM233 213V212H232ZM24 214V213H23ZM22 214V215H23ZM45 214H46V212H45ZM47 214V215H48ZM73 214V213H72ZM114 214H115V212H114ZM121 214V213H120ZM129 214V213H128ZM135 214V213H134ZM11 215V214H10ZM15 215V214H14ZM20 215H21V213H20ZM25 215V214H24ZM23 215V216H24ZM38 215H40V214H38ZM37 215V216H38ZM89 215V216H90ZM104 215V214H103ZM115 215H117V214H115ZM234 215V214H233ZM22 216V217H23ZM36 216V217H37ZM41 216H42V214H41ZM41 216H38L39 218H41ZM53 216V215H52ZM51 216V217H52ZM70 216H72V215H70ZM75 216L77 217V214H75ZM91 216H93V215H91ZM94 216H95V214H94ZM97 216H99L98 214H97ZM97 216L95 217V219L97 218ZM102 216V215H101ZM114 216V215H113ZM119 216V215H118ZM156 216V217H157ZM4 218L6 217V216H3ZM55 216H53V218H54ZM79 217V216H78ZM77 217V218H78ZM103 217V216H102ZM97 218L98 219V223H99V219L101 220H103V218ZM105 217V216H104ZM110 217V216H109ZM231 217H233L232 215H231ZM1 218V217H0ZM20 218V217H19ZM18 218V219H19ZM28 218H29V216H28ZM56 218V217H55ZM70 218H73V219H75V217H70ZM80 218V217H79ZM106 218H107V216H106ZM118 218V217H117ZM116 218V219H117ZM121 218H123V217H121ZM227 218H228V216H227ZM227 218H225V219H227ZM3 219V218H2ZM22 219V218H21ZM25 219V218H24ZM37 219V218H36ZM46 219V218H45ZM47 219H48V217H47ZM49 219H50V216H49ZM52 219V218H51ZM67 219V218H66ZM73 219H71L70 221H72V223H73ZM88 219H89V217H88ZM92 220L94 219V217H92L91 218ZM90 219V220H91ZM94 219V220H95ZM116 219H114V221H117ZM233 219V218H232ZM235 219V218H234ZM16 220V219H15ZM26 220V219H25ZM31 220V219H30ZM54 220H56V223L55 224H59L60 222V220L61 219H59V221H57L58 219H54ZM81 220V219H80ZM84 220V219H83ZM104 220H105V218H104ZM107 220V219H106ZM134 220V219H133ZM22 221V220H21ZM38 221H40L39 219H38ZM37 220H35L34 221V223H37L38 222ZM43 221V220H42ZM46 221V220H45ZM51 221L52 220H50V222H48V226H50V223H51ZM75 221V220H74ZM77 221H79V220H77ZM85 221V220H84ZM130 221V220H129ZM140 221H141V218H140ZM208 221V220H207ZM3 222V221H2ZM1 222V223H2ZM4 222H5V220H4ZM7 222V221H6ZM10 222H11V217H10ZM25 222H27V221H24V223ZM41 222V221H40ZM58 222V223H57ZM68 222V221H67ZM83 224H84V222L83 221H81ZM96 222V221H95ZM118 222V221H117ZM133 222V221H132ZM8 223V222H7ZM12 223H13V221H12ZM29 223H32V221L31 222H29ZM33 223V224H34ZM62 223V222H61ZM79 223V222H78ZM81 223V224H82ZM85 223H86V221H85ZM88 223V222H87ZM94 223V222H93ZM92 223V224H93ZM106 223H108V222H106ZM119 223H121V222H119ZM131 223V222H130ZM134 223H135V221H134ZM33 224H27L28 225V227H30V230L32 229V225ZM38 224V223H37ZM45 223H43V225H44ZM54 224V223H53ZM62 224H65V223H62ZM69 224H70V227H71V223L69 222ZM68 224V225H69ZM125 224V223H124ZM123 224V225H124ZM138 224V223H137ZM47 225V224H46ZM73 225V224H72ZM76 225H77V223H75V225H73V226H75L74 228H75V230L77 229V227H76ZM78 225H80V224H78ZM88 225H90V224H88ZM95 225H97V224H95ZM135 225V224H134ZM45 226V225H44ZM57 226H59V228H61L62 226H61V224L60 225H57ZM57 226H56V228H57ZM61 226V227H60ZM83 226V225H82ZM82 226H80V227H82ZM84 226H87V225H85L84 224ZM84 226H83V228H82V230L81 229H79V231H74L73 230V228L71 229L69 226V229H71V230H73V231H65V230H57L56 228L54 229V228H52V227H50L49 229H47V228H45L44 227V229L42 228H40L41 226H40V224H39V226H37L36 227V225L34 226L35 228H36V230H35V228H34V232H33V234H34V236L33 235H31V236H33V237H38L39 239L40 238H43V239H45V240H41V241H46L47 239H49L48 241H46V242H48L49 244L50 243H53L54 244V242H56L57 243V241H54L53 239H56V240H60V241H70V240H74L75 239V243H76V239L81 235V234H83V231L85 230V228H84ZM105 226H108V225H105ZM110 226V225H109ZM108 226V227H109ZM126 226V225H125ZM140 226H141V224H140ZM27 227V226H26ZM25 227V228H26ZM54 227V226H53ZM64 227V226H63ZM90 227V226H89ZM96 227H98V226H96ZM104 227V226H103ZM117 227V226H116ZM115 227V228H116ZM130 227V226H129ZM133 227V226H132ZM24 228V227H23ZM100 228V227H99ZM102 228V227H101ZM112 228V227H111ZM119 228H120V226H119ZM124 228V227H123ZM123 228H121L120 230H122ZM138 227H136V229H137ZM147 228V231H148V228L149 227H146ZM66 229V228H65ZM87 229V228H86ZM93 229H95V227L93 226V228L91 229L92 231H98V229H95V230H93ZM108 229H110V228H108ZM141 229V228H140ZM28 230V229H27ZM33 230V229H32ZM32 230L30 231L31 233H32ZM107 231V229H104V231ZM125 230V229H124ZM127 230V229H126ZM138 230V229H137ZM82 231V232H81ZM89 232H91L90 230H88ZM102 229L101 230H99L98 232H92V234L90 235V236H88V238L87 239H84V241H80L79 240V242L78 243H76V244H73V245H70V243L68 244L69 245V247H68V249L69 250H72L73 252H76V251H80V253H82L83 254V251H87L88 249H91L93 246H95L96 247V244L98 243V241H99V239L100 238H102V236H103V234H104V232H103V234H102ZM140 231V230H139ZM2 232V231H1ZM0 232V233H1ZM30 232H28V234L30 233ZM89 232H86L85 233V231H84V234H89ZM129 232V231H128ZM149 232V231H148ZM108 233H109V231H108ZM107 233V234H108ZM113 233V232H112ZM144 233V232H143ZM2 234H4V232L2 233ZM130 234V233H129ZM131 234H133V233H131ZM130 234V235H131ZM123 235V234H122ZM249 235V234H248ZM258 235H259V233H258ZM2 236V235H1ZM4 237L6 236V238H9V237H7V235H3ZM8 236H11V235H9L8 234ZM13 236H15V234H13ZM12 236V238H14ZM30 236V235H29ZM31 236H30V238H31ZM113 236H114V233H113ZM112 236V237H113ZM81 237V236H80ZM80 237L78 238V239H80ZM108 237V236H107ZM123 237H125V236H123ZM126 237H128L127 235H126ZM134 237H135V234H134ZM141 236H139L138 238H140ZM251 237V236H250ZM15 238H16V236H15ZM22 238H23V236H22ZM106 238V237H105ZM136 238H137V236H136ZM137 238V239H138ZM157 238V237H156ZM54 241V242H51L52 240ZM81 239H83V238H81ZM115 239V238H114ZM113 239V240H114ZM130 239H131V237H130ZM142 239H145V240H147V238H141V240ZM159 238H157V240H158ZM32 240V239H31ZM36 240V239H35ZM51 240V241H50ZM109 240V239H108ZM113 240L111 239V242H113ZM121 240V246H123V244H122V238L120 239L119 238V240L117 241V240H115V242H119ZM126 240H127V238H126ZM144 240V241H145ZM9 242V241H8ZM22 242H24V241H22ZM25 242H28V241H25ZM33 242V241H32ZM35 242V241H34ZM36 242H38V244L36 243ZM35 243H36V245H41V244H39L40 242H39V240L38 241H36ZM103 242H105L106 243V240H104ZM108 242V241H107ZM114 242V243H115ZM123 242H125V239H124V241ZM3 243V242H2ZM1 243V244H2ZM44 243V242H43ZM47 243V244H48ZM59 243V242H58ZM67 243V242H66ZM100 243H102V241H100ZM99 243V244H100ZM109 243V242H108ZM108 243H106L105 245L104 244H102L103 246H99L98 244H97V247H96V250H94V253L92 252V254H94V256H93V258L90 260V261H86V262H84V263H82V262H80V264H98V262L99 263H102L103 261L105 262V260H106V258L107 257H102V255H104V253H106V251L108 250V249H110V247H109V245H108ZM120 243V242H119ZM131 243V242H130ZM147 243H148V241H147ZM4 244V243H3ZM34 244V243H33ZM47 244H46V246H47ZM48 244V245H49ZM53 244H52V246H53ZM110 244V243H109ZM132 244V243H131ZM35 245V244H34ZM45 245V244H44ZM56 245H59V244H56ZM55 244H54V246H56ZM61 247L63 246V245H67V244H65L64 242L62 243L61 242ZM115 245H117V248L119 247L118 246V244H115ZM125 245V244H124ZM134 245H135V243H134ZM141 245H143V244H140V246ZM146 245V244H145ZM145 245H143V247L145 246ZM43 246V245H42ZM46 246H43V247H46ZM51 245H50V248L52 247ZM53 246V247H54ZM111 246V245H110ZM114 245H112L111 246V248L113 247ZM152 246H154V245H152ZM39 248H41V246H38ZM47 247H49V246H47ZM67 247L65 246V248H64V246H63V248H61L60 250L62 251H64V250H66L65 252H68V249H67ZM94 247V248H95ZM109 247V248H108ZM139 247V246H138ZM149 247H150V245H149ZM32 248V247H31ZM50 248L48 249V250H50ZM59 248H60V246H59ZM59 248H57V249H59ZM113 248H115V247H113ZM121 248V247H120ZM120 248H119V250L118 251H116V252H121L120 251ZM142 248V247H141ZM154 248V247H153ZM159 249L160 248H162V247H158ZM157 248V249H158ZM46 249V248H45ZM123 249H125V248H123ZM128 249V248H127ZM134 249V248H133ZM152 249V248H151ZM163 249V248H162ZM33 250V249H32ZM43 249H41V254L43 253V251H42ZM51 250H53V248L51 249ZM50 250V251H51ZM138 250V249H137ZM165 250V249H164ZM8 251V250H7ZM11 251H13V250H11ZM53 251H55V249L53 250ZM109 251V250H108ZM111 251V250H110ZM124 251H126V249L124 250ZM132 251V253H133V250H131ZM152 251V250H151ZM158 251H161V250H158ZM167 251V250H166ZM173 251V250H172ZM48 251L46 250V251H44V253L43 254H45V253H47ZM58 252V251H57ZM60 252V251H59ZM70 253L69 255L70 256H73L74 255V253ZM114 252H115V250H114ZM140 252V251H139ZM154 252V251H153ZM163 252V251H162ZM12 253H14V252H12ZM87 253H91L90 251H88ZM110 253V252H109ZM117 253V254H118ZM134 253H136L135 251H134ZM134 253H133V255H134ZM159 252H156V254H158ZM161 253V252H160ZM159 253V254H160ZM174 254H175V252H173ZM78 254V253H77ZM76 254V255H77ZM91 254V255H92ZM111 254V253H110ZM126 254H127V252H126ZM138 254V253H137ZM146 254V253H145ZM151 254V253H150ZM150 254H148L147 253V256L148 255H150ZM156 254H154V255H156ZM34 255V254H33ZM49 255H52V254H50V253H48V256ZM54 255V254H53ZM52 255V256H53ZM67 255V254H66ZM121 255V254H120ZM2 255H0V257H1ZM4 257H5V254L3 255ZM8 256V255H7ZM19 256V255H18ZM22 256H23V258H25L24 257V254H22ZM65 256V254L63 255V257ZM82 256V255H81ZM89 256V255H88ZM102 257V259L99 261V259ZM107 256L108 257H110L109 256V254H107ZM114 256H115V254H114ZM135 256V255H134ZM137 256V255H136ZM139 256V255H138ZM144 256V255H143ZM143 256H141V257H143ZM10 257V256H9ZM13 257V256H12ZM16 257H17V255H16ZM28 257V256H27ZM62 257V258H63ZM68 257V256H67ZM76 257H78L79 258V256H76ZM84 258H85V256H83ZM100 257V258H99ZM117 257V256H116ZM116 257H115V259H116ZM119 257V256H118ZM154 257V256H153ZM3 258V257H2ZM15 258V257H14ZM22 258V257H21ZM21 258L20 257H18V258H16V260L17 259H20L21 260ZM54 258V257H53ZM55 258H56V256H55ZM86 258H87V256H86ZM105 260H104V259ZM112 258V257H111ZM114 258V257H113ZM149 258V257H148ZM155 258V257H154ZM153 258V259H154ZM61 259V258H60ZM89 259H90V256H89ZM108 259V258H107ZM110 259V258H109ZM109 259L107 260V262H105V263H107V264H109ZM122 259V258H121ZM130 259V258H129ZM129 259H127V262H128V260ZM152 259V258H151ZM152 259V260H153ZM15 260V261H16ZM26 260H27V258H26ZM75 260V259H74ZM103 260V261H102ZM111 260V259H110ZM137 260V259H136ZM144 260H146L145 258H144ZM80 261H81V259H80ZM102 261V262H101ZM138 261V260H137ZM209 261V260H208ZM12 262V261H11ZM103 262V263H104ZM113 262V260L111 261V263ZM117 262V261H116ZM119 262H121L120 260H119ZM148 262V261H147ZM4 263V262H3ZM8 263V262H7ZM13 263V262H12ZM63 263H64V261H63ZM104 263V264H105ZM110 263V264H111ZM118 263V262H117ZM122 263V262H121ZM123 263H125V261L123 262ZM132 263V262H131ZM130 263V264H131ZM145 263V262H144ZM143 263V264H144ZM166 263V262H165ZM2 264V263H1ZM5 264H6V262H5ZM10 264V263H9ZM76 264H79L78 262L76 263ZM113 264V263H112ZM147 264V263H146ZM151 264V263H150ZM216 264V263H215Z\"/></svg>",
	"mask_w": 264,
	"mask_h": 264
}]
</instances>
